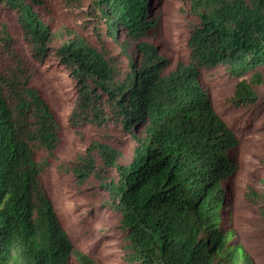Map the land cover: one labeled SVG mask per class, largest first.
<instances>
[{"label":"trees","instance_id":"1","mask_svg":"<svg viewBox=\"0 0 264 264\" xmlns=\"http://www.w3.org/2000/svg\"><path fill=\"white\" fill-rule=\"evenodd\" d=\"M90 1L117 54L72 26L51 0H0L8 7V16L0 11V264H103L76 246L54 201L49 169L65 128L40 65L50 58L75 79L69 120L79 136L86 124L117 126L135 142L128 157L115 142L91 139L83 155L60 165L80 185L96 181L105 191L104 205L121 215L126 232L123 259L255 264L231 227L228 193L242 141L217 112L205 73L236 79L237 108L259 103L264 0H181L185 57L164 45V0ZM246 195L264 214V189Z\"/></svg>","mask_w":264,"mask_h":264},{"label":"rangeland","instance_id":"2","mask_svg":"<svg viewBox=\"0 0 264 264\" xmlns=\"http://www.w3.org/2000/svg\"><path fill=\"white\" fill-rule=\"evenodd\" d=\"M166 1L159 25L160 33L166 39L164 45L174 56L185 57L189 31L186 15L181 11V0ZM51 2L57 7L58 13L63 14L72 26L78 27L95 44L101 45L104 42L110 45L115 54L119 52L118 42L109 35L107 25L93 2L86 0L79 7L66 5L62 0ZM0 11L8 16V7L4 4H0ZM129 50L133 51V47ZM127 64L125 55L123 65ZM40 65L49 77L50 90L60 101L65 128L59 160L49 169L59 214L78 248L90 253L103 264H129L123 259L121 248L126 234L120 226L121 215L104 205L105 191L96 181L80 185L74 174L60 165L83 155L91 139L105 138L115 142L128 157L132 155L135 142L117 126H111L106 131L86 124L81 126L84 135L79 136L69 120L77 97L74 77L56 58H50ZM262 71L264 73V68ZM205 74L217 112L242 141L240 169L230 182L228 193L233 212L231 227L236 231L237 242L247 250L254 263L264 264V214L259 210L260 206L246 195L250 188L260 191L264 189V82L260 86L262 95L256 106L237 108L231 100L236 79L230 78L224 71L214 69ZM217 260L218 257L215 258Z\"/></svg>","mask_w":264,"mask_h":264}]
</instances>
